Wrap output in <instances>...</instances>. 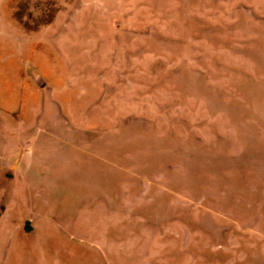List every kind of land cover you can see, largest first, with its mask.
<instances>
[{
	"label": "rangeland",
	"instance_id": "rangeland-1",
	"mask_svg": "<svg viewBox=\"0 0 264 264\" xmlns=\"http://www.w3.org/2000/svg\"><path fill=\"white\" fill-rule=\"evenodd\" d=\"M0 264H264V0H0Z\"/></svg>",
	"mask_w": 264,
	"mask_h": 264
},
{
	"label": "crops",
	"instance_id": "crops-1",
	"mask_svg": "<svg viewBox=\"0 0 264 264\" xmlns=\"http://www.w3.org/2000/svg\"><path fill=\"white\" fill-rule=\"evenodd\" d=\"M40 82V86L42 87V85H43V82H41V81H39Z\"/></svg>",
	"mask_w": 264,
	"mask_h": 264
}]
</instances>
